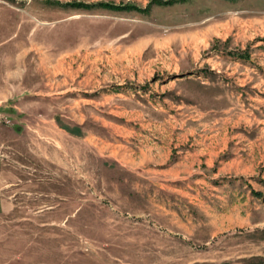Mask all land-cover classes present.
<instances>
[{
	"label": "rangeland",
	"instance_id": "1",
	"mask_svg": "<svg viewBox=\"0 0 264 264\" xmlns=\"http://www.w3.org/2000/svg\"><path fill=\"white\" fill-rule=\"evenodd\" d=\"M0 7V264H264V0Z\"/></svg>",
	"mask_w": 264,
	"mask_h": 264
},
{
	"label": "crops",
	"instance_id": "2",
	"mask_svg": "<svg viewBox=\"0 0 264 264\" xmlns=\"http://www.w3.org/2000/svg\"><path fill=\"white\" fill-rule=\"evenodd\" d=\"M0 12L1 14L4 15V17L2 18L4 23L8 22L9 19L6 18L9 17V10H7L4 7H0ZM0 14V15H1ZM4 42V41H3ZM2 43V42H0ZM7 47V46H6ZM1 71V70H0ZM6 77L3 78L1 72H0V89H9V88H15V84H14V79L12 78V80L10 81V77L8 75L7 79H5ZM2 200L0 198V210L2 209V204H1Z\"/></svg>",
	"mask_w": 264,
	"mask_h": 264
}]
</instances>
